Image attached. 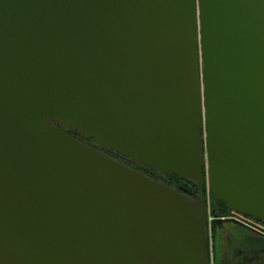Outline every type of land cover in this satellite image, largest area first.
Here are the masks:
<instances>
[{"label":"water","instance_id":"1","mask_svg":"<svg viewBox=\"0 0 264 264\" xmlns=\"http://www.w3.org/2000/svg\"><path fill=\"white\" fill-rule=\"evenodd\" d=\"M205 168L264 223V0H0V264H208Z\"/></svg>","mask_w":264,"mask_h":264},{"label":"flooded vegetation","instance_id":"2","mask_svg":"<svg viewBox=\"0 0 264 264\" xmlns=\"http://www.w3.org/2000/svg\"><path fill=\"white\" fill-rule=\"evenodd\" d=\"M107 153L116 162L123 164L131 170L139 172L157 183L167 186L164 181L168 180L165 178L164 174L115 152L107 151ZM167 187L186 196L192 208H197L200 205V192L198 194H192L181 184H171ZM214 208L213 213L218 210L221 212V216L219 217V215L215 214L210 226L207 225L209 227V232L206 234L208 264H264V223L239 214L227 207L217 206L215 204ZM217 220H221V224H219L221 228L224 227V224L231 223L252 234L245 235L243 241H239L226 231L216 235L214 230L216 229L215 226H217ZM234 222H238L241 225L235 224ZM245 243L247 245H244ZM243 245L244 247L248 246V252H243Z\"/></svg>","mask_w":264,"mask_h":264},{"label":"trees","instance_id":"3","mask_svg":"<svg viewBox=\"0 0 264 264\" xmlns=\"http://www.w3.org/2000/svg\"><path fill=\"white\" fill-rule=\"evenodd\" d=\"M55 124V123H54ZM57 125L65 134H67L69 137H71L73 140L75 141H78L86 146H90V148H93L97 151H100L102 154L108 156L111 158V156L107 153V150H104V149H100L96 143V141L92 140V139H89V138H86L84 136H82L80 133L76 132V131H73L71 129H67L63 126H60L58 124H55ZM153 169V168H152ZM155 170V169H154ZM156 171V170H155ZM158 172V171H157ZM165 175V178L168 180V181H164L166 182L165 184H167V186L171 185V184H181L183 185L185 188H187L192 194H198L199 193V188L197 186V184L195 183V181L191 180V179H180L176 176H173L171 174H164ZM203 175H204V170H203ZM205 187V186H204ZM211 191V190H210ZM212 198L213 197V194H212ZM215 201V200H214ZM206 202V201H205ZM217 205V206H222V207H227L225 204L221 203V202H214V205ZM229 208V207H227ZM206 209H207V205H206ZM215 209V208H214ZM213 209V210H214ZM215 213V212H214ZM221 213V212H220ZM221 216V214L219 215V217ZM207 226V224H206ZM206 227H205V234L207 233L206 232ZM211 231H212V228H211Z\"/></svg>","mask_w":264,"mask_h":264},{"label":"rangeland","instance_id":"4","mask_svg":"<svg viewBox=\"0 0 264 264\" xmlns=\"http://www.w3.org/2000/svg\"><path fill=\"white\" fill-rule=\"evenodd\" d=\"M202 153L204 154L205 153V140H204V132H203V135H202ZM90 147V146H88ZM204 179H205V187L203 189V192H204V197H205V201H206V205H207V212H208V215L211 219H214V216L215 214L217 215H220V212L218 210L215 211V213H213V209H214V198H212V192L210 191V189L208 188V185H207V170L206 168L204 169ZM217 226L216 229L214 230V233L217 235L218 233H221V232H229L230 234H232L233 237H235L236 239H238L239 241H243L244 240V236L247 235V234H252L250 232H247L245 231L243 228L237 226V225H234V224H231V223H226L224 224V227L221 228V226L219 224H216ZM206 232L208 233L209 232V227L206 226ZM206 233V234H207ZM221 235V234H219ZM243 244V243H242ZM244 245H247L246 243ZM244 245L242 246L243 248V252H248V246L244 247Z\"/></svg>","mask_w":264,"mask_h":264},{"label":"built area","instance_id":"5","mask_svg":"<svg viewBox=\"0 0 264 264\" xmlns=\"http://www.w3.org/2000/svg\"><path fill=\"white\" fill-rule=\"evenodd\" d=\"M213 221V219H211L207 213V225L210 226L211 222Z\"/></svg>","mask_w":264,"mask_h":264}]
</instances>
